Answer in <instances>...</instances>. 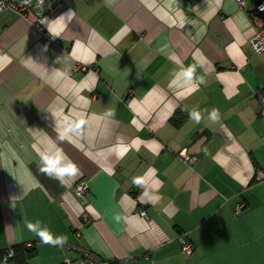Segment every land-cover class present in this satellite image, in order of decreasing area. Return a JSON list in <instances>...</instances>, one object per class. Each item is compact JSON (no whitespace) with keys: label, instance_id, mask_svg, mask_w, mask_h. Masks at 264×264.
Instances as JSON below:
<instances>
[{"label":"crops","instance_id":"1","mask_svg":"<svg viewBox=\"0 0 264 264\" xmlns=\"http://www.w3.org/2000/svg\"><path fill=\"white\" fill-rule=\"evenodd\" d=\"M63 1L44 31L0 13V264L13 247L32 248L25 264L83 250L111 264H264V54L249 46L262 0Z\"/></svg>","mask_w":264,"mask_h":264},{"label":"built area","instance_id":"2","mask_svg":"<svg viewBox=\"0 0 264 264\" xmlns=\"http://www.w3.org/2000/svg\"><path fill=\"white\" fill-rule=\"evenodd\" d=\"M239 6L245 8V0H237ZM67 8L66 3L63 0H29L25 3V0H0V13L5 11H12L22 16L23 18L29 19L36 29L44 31L43 20L44 19H55ZM252 16L254 24V34L249 40V46L254 54H264V0L259 2ZM59 44L58 41H56ZM258 99L261 105V114L264 116V89L259 92ZM182 157L187 161H192L186 153L181 154ZM258 181L264 180V171L259 172L256 175ZM74 193L78 197H84L89 191V182L87 180H81L74 185ZM245 205L239 204L236 207V213L241 214ZM141 215L146 216L144 210L140 211ZM79 250V248H76ZM82 250V249H81ZM193 251L192 244L183 239L182 241V252L185 255H190ZM14 253L11 249L7 250L4 261L12 258ZM62 264H111L108 261L102 260L96 254L83 250L82 257L77 262L66 260Z\"/></svg>","mask_w":264,"mask_h":264},{"label":"clouds","instance_id":"3","mask_svg":"<svg viewBox=\"0 0 264 264\" xmlns=\"http://www.w3.org/2000/svg\"><path fill=\"white\" fill-rule=\"evenodd\" d=\"M29 2V0H25V3ZM72 12L69 11V13H67L66 15H71ZM124 29H121V31H123ZM182 75L187 79V80H191L193 77V70L189 69L186 70L182 73ZM173 83H175V81H173ZM190 118L195 120L197 123H199L202 119L201 114L199 112L193 111L190 113ZM219 118V111L217 109H213L212 112L210 113V119L213 122H216ZM117 220H119V217H116ZM38 225L39 222H37V224H32L31 222L27 223V228L29 231L34 232L36 235H38L40 237V240L42 243L45 244H51L53 246L56 245H63L64 243H66L67 241V237H56L53 238V236L48 232L47 229L45 230H39L38 229Z\"/></svg>","mask_w":264,"mask_h":264},{"label":"trees","instance_id":"4","mask_svg":"<svg viewBox=\"0 0 264 264\" xmlns=\"http://www.w3.org/2000/svg\"><path fill=\"white\" fill-rule=\"evenodd\" d=\"M22 249V253L20 251L21 254H18V250ZM13 252H14V256L10 259H8L7 262L4 261V258H5V255L7 253V250H5L3 253H2V261H3V264H9L11 261L13 260H16L18 257V264H22L28 260V257L30 255H33L34 251L32 250L31 247L29 248H25V247H18V248H12Z\"/></svg>","mask_w":264,"mask_h":264},{"label":"snow or ice","instance_id":"5","mask_svg":"<svg viewBox=\"0 0 264 264\" xmlns=\"http://www.w3.org/2000/svg\"><path fill=\"white\" fill-rule=\"evenodd\" d=\"M64 171H67V170L61 169V172H64Z\"/></svg>","mask_w":264,"mask_h":264}]
</instances>
